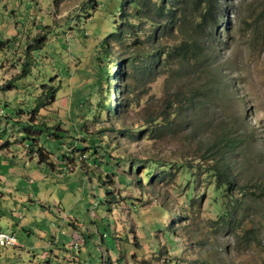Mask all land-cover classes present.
Returning a JSON list of instances; mask_svg holds the SVG:
<instances>
[{
	"label": "rangeland",
	"instance_id": "374dc122",
	"mask_svg": "<svg viewBox=\"0 0 264 264\" xmlns=\"http://www.w3.org/2000/svg\"><path fill=\"white\" fill-rule=\"evenodd\" d=\"M101 15L94 17L88 0H0V41L9 39L0 44V228L20 244L1 250L0 264H264V197L248 199L242 220L226 230L204 184L187 205L177 175L166 181L153 168L156 179L136 181L148 159L208 165L210 144L219 141L236 181L264 186V0H227L202 39L208 57L201 64L168 60L141 81L127 63L120 80L113 57L123 47L114 43L108 79L95 73L98 85L87 87L104 32L94 38L91 23L112 19ZM43 33L47 44L35 47ZM51 83L54 101L30 112ZM123 83L124 101L136 104L90 121L85 109L115 106ZM175 91L192 98L182 115L159 136L128 135L163 112ZM84 120L85 134L107 148L97 146L95 162L75 149ZM129 160L141 162L139 171L121 172ZM250 227L257 235L244 239Z\"/></svg>",
	"mask_w": 264,
	"mask_h": 264
},
{
	"label": "trees",
	"instance_id": "16d2710c",
	"mask_svg": "<svg viewBox=\"0 0 264 264\" xmlns=\"http://www.w3.org/2000/svg\"><path fill=\"white\" fill-rule=\"evenodd\" d=\"M88 3H90L94 17L102 14L101 16L112 18L110 25L91 23L94 25L95 31L90 33L94 35V38H97V35L104 30L102 38L96 41L94 64L97 70L91 71L90 74L93 76L91 81L84 82L87 87H94L99 83L95 73L99 72L105 80L109 77L110 63L112 62L110 46L114 43L120 44L123 47L120 51L124 52L120 54L118 50L119 56L113 57L119 66L118 77L120 80L130 72L133 78L148 81L168 60L179 59L180 62H188L192 59L199 64L205 62L208 53L202 39L206 36L207 27L212 26L213 20L216 21V13L226 7L227 0H88ZM45 36L43 33L33 39L37 43L35 47H39L43 43L47 44ZM8 41L9 39L0 41V44H5ZM127 63L131 66L129 72L126 70ZM41 89V92L36 96L37 104L35 102V105L37 107L31 109L32 113H38L39 107L54 101L57 89L52 83L50 85L43 84ZM127 90L126 83H123L118 92L113 91V94L114 92L121 94L118 96L115 106H111L108 102H104L102 105H99L101 103L95 104V106L91 104L85 109L86 115L90 116L88 119L93 121L100 112H104L106 116L116 117L118 112H121L126 106L135 105L136 101L133 97L124 101ZM191 100L192 98L188 94L172 92L168 95L163 112L145 119L136 130L130 129L127 132L128 135L136 132L137 135L141 134L142 138H147L149 133L159 136L164 128L171 125L173 119L183 114L181 110L187 109L191 105ZM82 101L84 102V99ZM84 125L85 120L79 121L78 130L84 131ZM85 133V131L81 132V146L75 145V149L83 153L88 151L90 155L93 154L91 157L95 162L97 146L104 149V152L107 151V148L104 144L99 143L100 138L97 135L90 136ZM55 137L64 138L71 143L70 138L63 137L62 134H55ZM210 146L214 147L207 153L211 154L207 158L208 165H197L191 168L188 161L163 162L157 159H148L146 166H142L141 169H145L144 174L139 172L136 181L139 182L145 177L148 180L153 178L158 174L152 170L153 168H159L160 178L166 179V181L173 175H177L179 180L181 179L180 182L184 181L187 205H191L196 199L194 191L197 183L204 184L210 191L212 202L219 208L216 222L226 230H233L249 207L248 199L259 201L264 197V186L258 181L238 183L232 174L231 161L226 153L228 148L219 141H215ZM37 151L41 158L43 152L40 148H37ZM110 155L108 153V157ZM62 156L71 159L65 153ZM40 161L42 160L40 159ZM110 161L112 162L111 158ZM118 161H113V163ZM131 161L124 163L127 169H121V172L125 170L127 172L139 171L141 162L133 163ZM106 163L109 162L106 160ZM117 169L118 167L115 170ZM108 193H110L108 201L113 202L112 198L115 195L112 191H108ZM237 220L239 221L237 222ZM165 234L169 238V232ZM256 235V230L253 227L242 232L244 239L247 237L252 239Z\"/></svg>",
	"mask_w": 264,
	"mask_h": 264
},
{
	"label": "built area",
	"instance_id": "2783aa9c",
	"mask_svg": "<svg viewBox=\"0 0 264 264\" xmlns=\"http://www.w3.org/2000/svg\"><path fill=\"white\" fill-rule=\"evenodd\" d=\"M77 242L78 241H75L74 245ZM13 245H18V242H17L15 234L9 233V232L0 231V249L3 248V247L13 246Z\"/></svg>",
	"mask_w": 264,
	"mask_h": 264
},
{
	"label": "crops",
	"instance_id": "0c3cea01",
	"mask_svg": "<svg viewBox=\"0 0 264 264\" xmlns=\"http://www.w3.org/2000/svg\"><path fill=\"white\" fill-rule=\"evenodd\" d=\"M63 220H64V219H63ZM0 231H4V232H9V233H13V234H15V233H14L13 231H11V230H1V228H0ZM75 233L77 234V238H75V239H79V240H80V239H81V236H80L77 232H75ZM82 237H83V236H82ZM75 239H73V240H75ZM73 240H72V241H73ZM79 240H78V241H79ZM72 241H71V242H72ZM71 242H70V243H71ZM70 243H69V244H70ZM18 245L20 246V244H18ZM18 245H13V246L15 247V246H18ZM7 247H10V246H7ZM5 248H6V247L1 248L0 251L3 250V249H5ZM41 256H42L43 258H46V257H47V254L43 253Z\"/></svg>",
	"mask_w": 264,
	"mask_h": 264
}]
</instances>
